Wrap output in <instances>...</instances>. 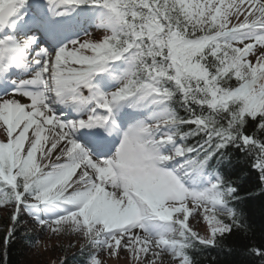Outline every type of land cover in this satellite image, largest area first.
I'll use <instances>...</instances> for the list:
<instances>
[{
	"label": "snow or ice",
	"instance_id": "6c2138e0",
	"mask_svg": "<svg viewBox=\"0 0 264 264\" xmlns=\"http://www.w3.org/2000/svg\"><path fill=\"white\" fill-rule=\"evenodd\" d=\"M0 92L14 224L23 207L77 234L86 264L121 249L194 264L247 232L221 168L231 146L264 182V0H0ZM201 212L208 236L189 225ZM247 251L264 264V244Z\"/></svg>",
	"mask_w": 264,
	"mask_h": 264
},
{
	"label": "trees",
	"instance_id": "16d2710c",
	"mask_svg": "<svg viewBox=\"0 0 264 264\" xmlns=\"http://www.w3.org/2000/svg\"><path fill=\"white\" fill-rule=\"evenodd\" d=\"M247 131L259 135L255 122H249ZM198 140L202 142L200 137H190L188 143L195 144ZM227 154L231 162L221 168V173L226 180L234 182L241 189L243 203L239 207L244 212L248 230L247 232L234 230L235 234L227 235L218 242L217 247L197 245L191 250L190 255L194 264H262L258 257L248 254L247 248L264 244V192L261 190L264 182L260 179L259 170L253 167L255 163L253 154L231 146L227 149ZM22 220L21 216L20 220L14 224L11 219V229L14 231L7 243H5V233L1 229L0 264H24L23 244H33L36 237L34 233L27 231ZM66 257L67 264H78L86 261L88 252H72Z\"/></svg>",
	"mask_w": 264,
	"mask_h": 264
},
{
	"label": "rangeland",
	"instance_id": "374dc122",
	"mask_svg": "<svg viewBox=\"0 0 264 264\" xmlns=\"http://www.w3.org/2000/svg\"><path fill=\"white\" fill-rule=\"evenodd\" d=\"M99 35L100 32L97 31L95 36ZM3 137L4 133L0 131V138ZM13 209L12 205L0 206V234L3 231L5 233L8 230V226L12 224L11 217ZM21 216L23 217L22 222L26 226L27 231L34 233L36 237L33 244H23L25 249L24 264H60L62 258L66 257L67 254L79 251L81 245L85 243L77 234L71 232L57 235L53 234L49 229H42L34 222L32 217L27 213V210L23 207L21 208ZM189 225L200 235L208 236L209 227L207 221L203 219L202 212L196 220L190 217ZM1 229H3L2 232ZM69 245L74 246L69 247ZM89 250L92 251V249ZM99 258L101 264H140L133 253L124 249L119 250L114 255L101 251ZM158 264H161V262L158 261ZM163 264H173L171 257L165 258Z\"/></svg>",
	"mask_w": 264,
	"mask_h": 264
},
{
	"label": "bare ground",
	"instance_id": "6f19581e",
	"mask_svg": "<svg viewBox=\"0 0 264 264\" xmlns=\"http://www.w3.org/2000/svg\"><path fill=\"white\" fill-rule=\"evenodd\" d=\"M9 91L11 92V90H10V89H9ZM10 92H9V94H11ZM1 93H2V92H0V94H1ZM2 94H3V93H2ZM3 95H4V94H3ZM16 98H17V99H20V100H21V102H24V103H27V102H28L26 98L19 97V96H17Z\"/></svg>",
	"mask_w": 264,
	"mask_h": 264
}]
</instances>
